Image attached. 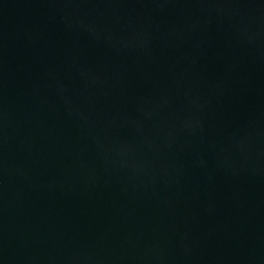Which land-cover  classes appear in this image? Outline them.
<instances>
[{
	"label": "water",
	"instance_id": "water-1",
	"mask_svg": "<svg viewBox=\"0 0 264 264\" xmlns=\"http://www.w3.org/2000/svg\"><path fill=\"white\" fill-rule=\"evenodd\" d=\"M0 264H264V0H0Z\"/></svg>",
	"mask_w": 264,
	"mask_h": 264
}]
</instances>
